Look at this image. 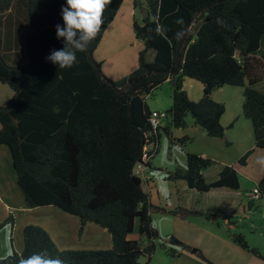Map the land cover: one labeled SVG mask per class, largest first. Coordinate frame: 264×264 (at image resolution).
<instances>
[{"label":"trees","instance_id":"16d2710c","mask_svg":"<svg viewBox=\"0 0 264 264\" xmlns=\"http://www.w3.org/2000/svg\"><path fill=\"white\" fill-rule=\"evenodd\" d=\"M124 1L105 0L100 31L83 52H77L76 64L61 69L47 57L64 47L56 38V25L63 24L65 0H0V81L14 90L9 103L0 107V145L10 148L27 207L53 205L78 216L82 224L107 229L112 237L107 249H59L45 228L29 224L23 229V250L0 257V264H19L34 253L63 264H142L141 257L148 264L159 237L151 211L166 209L153 205L135 167L148 152L149 168L162 129L184 146L188 137L176 138L171 129L185 127L188 115L208 136L223 137L226 108L212 94L224 85L243 88V114L252 123L255 148L264 150V92L257 88L264 81V0H134L140 13L145 8L149 12L133 22L143 48L137 68L112 80L99 74L96 64L101 62L94 51ZM188 28L180 70L174 74L173 103L166 110L168 121L155 126L146 99L171 78L162 71L176 67L178 44ZM149 50L155 53L152 61L147 58ZM189 78L203 84L198 101L184 89ZM136 80L134 89L124 94ZM251 153L239 161L244 164ZM186 157L187 167L169 172L168 180L183 179L201 192L240 188L234 167L223 166L217 179L207 181L205 171L216 161L197 153ZM258 187L264 192V175ZM254 203L249 200L250 206ZM137 219L144 242L128 238ZM9 221L14 224L9 217L0 227ZM233 240L264 258L243 234H235ZM169 242L201 255L174 235ZM168 252L180 254L173 246Z\"/></svg>","mask_w":264,"mask_h":264},{"label":"rangeland","instance_id":"374dc122","mask_svg":"<svg viewBox=\"0 0 264 264\" xmlns=\"http://www.w3.org/2000/svg\"><path fill=\"white\" fill-rule=\"evenodd\" d=\"M127 0L124 1L123 7L121 10L127 8ZM143 12L140 13L137 10V18L141 21L143 18ZM119 20V19H118ZM126 22L124 21L123 25H120L118 28L107 29V37L100 44L97 50L94 52V55L98 57H104L108 62L105 66V71L107 73L114 74L115 63L121 62V66L126 64L131 66L132 62L135 63L138 57L139 49L143 48L141 41L135 40L134 29L133 31V41H131L130 34L125 28ZM152 52V53H151ZM154 52L149 50L147 53L148 60L153 58ZM106 63V62H105ZM104 71V73H105ZM113 80V79H112ZM3 83V82H2ZM5 84L9 92L14 90L7 84ZM228 89L240 90L242 92L241 96L243 97V88L242 87H231V85H226ZM257 88L264 92V81L257 85ZM184 89L186 90L188 96L193 101H198L202 98L203 95V84L196 79H185ZM173 85L170 81H165L161 83L153 92L147 97L146 101L151 110L157 111H166L168 110L173 103ZM218 97L226 101V108L228 110L227 116H232L237 110V98L231 91H225L220 94ZM244 101V97H243ZM225 117V122L227 119ZM167 119H161L160 123L162 126L166 125ZM187 124H195V121L191 115L186 117ZM235 124H252L249 119H247L244 114L237 119ZM241 127V125H239ZM238 126V127H239ZM239 127V128H240ZM181 128L172 127L171 131L174 137L179 135ZM227 130H225V135L221 137V140L224 141ZM229 143V142H227ZM254 143V139H253ZM226 144V140H225ZM207 144L204 141H201L197 138H189L186 144L182 146L180 143L172 141L170 136L163 129L160 131V142L159 149L156 155L152 158L153 168L149 171V174L154 178L156 183L150 182L149 187L146 186L149 191L151 202L154 206L164 208L162 205L163 202H169L171 205L176 206L177 201H184V196L189 195V201L195 202L194 195L196 193H190L187 191V194L181 189L175 190L172 188L170 182H164L168 176V173L176 170L177 168L185 169L187 167V157L186 153L188 150L199 151L202 147H206ZM148 149H151V145L148 146ZM243 145L236 142H231L227 151L218 152L220 157L232 163L230 165H236L238 169L243 173V176L240 177L241 191L243 192L242 202L247 204V198L245 195H251L255 185L249 177H253L255 174V168L251 165L248 167L244 166L239 162L240 158L244 156ZM243 153V154H239ZM257 155L254 156L256 158ZM250 158V157H249ZM249 161V159H247ZM246 161V162H248ZM221 162H215V165L211 166L206 171L207 181H213L218 178V173L221 167ZM223 168V167H222ZM221 168V169H222ZM145 180V179H144ZM166 185L163 190V194L169 200H160L159 189L157 186ZM194 192V191H193ZM199 197V196H198ZM199 203L202 204L207 210L206 212L197 213V209L185 210L182 208L166 209L162 211L156 208H153L151 211L152 221L154 227L158 230V245L157 250L150 259L148 264H173L176 263L175 257L169 254L168 250L171 246L175 247L180 251V254L183 253H195L192 249L186 250L180 246L172 245L169 242V238L174 235L185 244L192 246V248H197L201 255L195 253L198 256L197 264H264V258L261 259L255 255L254 252L243 248L237 242L233 240L235 234H243L251 248H257L260 253L264 256V207L260 202H255L257 207L249 205L251 211L253 212L252 216L246 217L247 215H235L236 226L229 230L228 222L224 217L216 215L217 213H222L224 211L223 199H220L218 196H212L209 198L198 199ZM203 207V211L205 208ZM56 208V207H55ZM255 208V209H254ZM199 210H202L200 208ZM223 210V211H222ZM210 211V212H208ZM214 214H210V213ZM38 222L39 225L45 227V229L52 235V239L56 243L58 248L66 247L71 248L82 247L86 245V240L88 236H92L95 240H100L102 236L106 237L107 241H111L110 233L107 229L103 227H97L96 224L91 222H86L82 224L78 216L69 214L62 211L61 209H51V211L41 210L38 213ZM91 226H96L103 235H98L96 232H90ZM129 239L145 241V239L139 233V221L138 219L135 222V229L133 233L129 234ZM165 244L166 248L160 244ZM90 245H93L90 243ZM184 255H187V254ZM194 254V255H195ZM141 263L145 264L147 259L141 257ZM176 264H189L187 257H183Z\"/></svg>","mask_w":264,"mask_h":264},{"label":"crops","instance_id":"0c3cea01","mask_svg":"<svg viewBox=\"0 0 264 264\" xmlns=\"http://www.w3.org/2000/svg\"><path fill=\"white\" fill-rule=\"evenodd\" d=\"M126 3H127V8H125L124 10H121L123 7L122 5L121 9L117 13V16L115 17V20L107 27V29H109L110 27V29L114 31L120 25H123L125 21L126 22L125 28L128 30L130 34L131 41H133L132 39L133 22H134L135 17H137L138 9H136L134 6V0H127ZM106 31H105V34L103 36L101 43L104 42V40L107 37ZM134 35H135V32H134ZM135 40L137 41L136 38ZM154 55L155 53L153 54V58H154ZM94 57L97 61L101 62V68H102L103 74L106 77L113 79V80H119L123 78L124 76H127L128 74H130L132 71H134L138 66V60H139V55H138L137 60L135 61V63L132 62L131 66H127L126 64L121 66V62L115 63L114 74L116 75H112L111 73H107L104 70L108 61L104 57H98L97 55H94ZM153 58L150 61H152ZM169 79H167L166 81H169ZM5 86L6 85L0 81V107H5L9 103L10 99L12 98V94H13L12 90L11 92H9L6 88L7 86L6 87ZM225 87L226 85L216 89L212 94V97L215 100L223 102L224 105L227 104L226 101L224 99H220L221 97H218V96L224 93L225 91H231L237 98V110L235 114L233 115V117L227 116L228 110L225 106L226 109L221 118V123L224 127H226V130H227L226 132L227 137L224 138V141L221 140V137L208 136L204 132V130L196 123L186 124L185 127L181 128L182 130L180 133H178L179 135H175V136H178L177 138L187 136L188 140L189 138L192 137V138H197L201 141H204L207 144L206 147H202V149H200L199 151H194V152H192L193 150L191 151L188 150L189 151L188 153H197L204 157H209L215 160L216 162L217 161L221 162L222 165L220 167L219 173L223 166L229 165L235 168L239 176H243V173H241V171L238 169L236 165L234 164L230 165L232 163L223 159V157H220L218 153L220 151L221 152L227 151L229 145H231V142L237 141L239 144L243 145L242 152L247 153L250 150L252 151V153L249 156L250 158L249 157L247 158L249 159V161L246 160L248 162H245L244 164L241 163L240 161L239 162L246 167L251 165L255 168V174L253 175V177H249V178L251 179L252 182L255 183V185H258L260 179L264 175V166L257 164L256 160L258 157L264 156V150L255 148V137H254L252 124H235L234 123L237 119L240 118L241 115H243V97L241 96L242 92L240 90H235V89L226 90L227 88ZM231 87H235V86L231 85ZM226 116H227V119L225 122L224 119ZM239 125H241V127ZM1 127L2 125L0 122V129ZM253 139H254V143H253ZM225 140H226V144H225ZM239 154H243V153H239ZM255 155H257L256 158H254ZM152 168H153V164H152V159H151L149 168L145 172V180H143V188L148 193L149 191L147 190L146 186L149 187L150 182L156 183L154 178L149 174V171ZM206 171H205V177H206ZM163 181L170 182L173 185L172 188H174L175 190L181 189L185 192V194H187V191L190 193H196L194 195L195 202L189 201V195L187 197L186 195L184 196V199H185L184 201L182 202L177 201L178 203L176 206L171 205L169 202H163L164 204L162 206L169 210L173 208L174 209L182 208L185 210H190L194 208V209H197L196 211L198 214L200 212L201 213L206 212L207 209L204 206H202V204L199 203L198 199L203 200L204 198H209L212 196L214 197L216 195L220 199H223L225 203L223 204L224 211L222 210L223 211L222 213H217L216 215L222 216L224 217V219L227 220L229 230H232V228L236 226L237 216L235 215L239 216L241 214L243 216L247 215L246 217H250L253 214V212L251 211V208L249 207V195H245V198H247V204L242 202L243 192L241 191V186L239 189H231L229 187H219V188H213L206 192H201L197 190L196 188L189 187L187 182L183 179L172 181L166 178ZM165 187L166 185L157 186V189H159V196L161 198L160 200H163V199L169 200V199H166L167 197L163 194V190ZM253 206L257 207V204ZM203 207L205 208V211H203ZM57 208L58 207L55 208V206L53 205L37 207V208L27 207L24 194L17 182V176H16V172L13 166V160H12L10 148L6 144L0 145V224L5 222L9 217H12L14 219V224L12 223L13 221L12 222L9 221V222L4 223L0 227V257L1 258L7 257L10 254H12L13 251H17L18 253H20L23 250V229L24 227L29 224L39 225L38 213H40L41 210L51 211V209H57ZM200 208H202V210H199ZM210 214H214V213L211 212ZM226 215L229 216V218H225ZM95 227L91 226L90 232H96L98 235H103L102 232L98 228H95ZM110 237H111V234H110ZM90 243H92L93 245H90ZM111 245H112V237H111V241H107L106 237L104 236H102L100 240H95L92 236H88L86 240V245L82 247H76V246H79V245H76L75 247L73 246L71 248L62 247L60 249H107L111 247ZM185 253L182 252V254L174 256L176 263L177 261L182 259L184 256L187 257L189 264L198 263V256L195 253H186L187 255H184ZM173 263L174 262H172L171 264Z\"/></svg>","mask_w":264,"mask_h":264},{"label":"clouds","instance_id":"9594fccd","mask_svg":"<svg viewBox=\"0 0 264 264\" xmlns=\"http://www.w3.org/2000/svg\"><path fill=\"white\" fill-rule=\"evenodd\" d=\"M105 0H65L61 16L63 24L56 25V38L62 39L64 47L51 51L47 60L59 68H71L78 62L77 52H83L103 25ZM217 23H223L218 20ZM256 163L264 166V156ZM19 264H63L44 253H34L21 259Z\"/></svg>","mask_w":264,"mask_h":264},{"label":"built area","instance_id":"2783aa9c","mask_svg":"<svg viewBox=\"0 0 264 264\" xmlns=\"http://www.w3.org/2000/svg\"><path fill=\"white\" fill-rule=\"evenodd\" d=\"M167 118L166 111H152V119L155 126L161 125L160 120ZM151 145V149H152ZM150 149V150H151ZM151 154L145 152L142 156V161L139 162L135 167V173L145 179V172L147 170L146 163L149 162ZM249 200L253 202H260L264 206V192L260 190L258 186L254 187L251 195H249Z\"/></svg>","mask_w":264,"mask_h":264},{"label":"water","instance_id":"95a60500","mask_svg":"<svg viewBox=\"0 0 264 264\" xmlns=\"http://www.w3.org/2000/svg\"><path fill=\"white\" fill-rule=\"evenodd\" d=\"M148 15H149L148 9L145 8V9H144V12H143V17H147ZM196 18H198V15H197ZM190 31H191V28H188V29L183 33L182 38H181V40H180V42H179V44H178V49H177V54H176V67H175L173 70L162 71V72H164L165 74H167L168 76L171 77V78L169 79V81L171 82V84H172L173 86H174L175 83H176L175 78H174V74L180 70V57H181V54H182V50H183V47H184V44H185L186 37H187V35H188V33H189ZM26 44H27V41H26ZM27 50H28V52H29V48H28V47H27ZM29 56H30V55H29ZM29 59H31V58H29ZM96 66H97V69H98L99 74H100L102 77H104V74H103V71H102L101 65L97 63ZM154 72H155V73H156V72H159V70H155ZM151 73H153V72H150V73H148L147 75H150ZM138 81H139V80H136L135 83L133 84L132 88H131L129 91L124 92V94H128V93H130V92L132 91V89H134V87L136 86V84H137Z\"/></svg>","mask_w":264,"mask_h":264}]
</instances>
